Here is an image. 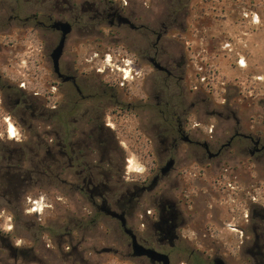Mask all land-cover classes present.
<instances>
[{
  "label": "flooded vegetation",
  "instance_id": "af4514ba",
  "mask_svg": "<svg viewBox=\"0 0 264 264\" xmlns=\"http://www.w3.org/2000/svg\"><path fill=\"white\" fill-rule=\"evenodd\" d=\"M122 1L55 0V5L61 3L58 10L52 5L26 10L25 5L15 0V4L8 7L7 20L0 22L2 35H9V28L16 30L17 40L27 35L35 38L44 32L42 38L47 34L44 65L35 53L26 65L31 70L33 96L40 95L36 90L38 86L45 87L48 111L59 118L62 132L45 141V155L38 161L37 140L32 135L17 132L10 117L6 126L0 128V211L12 202H21L26 190L36 184L37 172L52 177L56 166H60L63 173L72 169L76 181L63 178L62 183L74 187L79 195L77 225L61 229L56 235L60 240L46 245L44 264H107L101 256L117 253L125 254L129 264H159L146 255H134L131 235L126 233L120 218L112 216L111 212L123 215L138 242L167 253L172 264L173 250L183 242L179 220L184 221V217L179 203L170 199L167 185L176 169L175 156L179 153L176 142L181 140L192 144L189 264H228L227 253L236 264H264V202L255 200V194H260L261 188L264 190V131L259 128L260 119L250 128L236 111H232L233 116H222L223 112L212 108L210 102L192 100L198 87L193 89L186 84V56L175 50L176 42L169 37L172 28H180V0H169L166 6H160L157 18H150L147 0ZM55 21L72 25L58 71L51 53L62 31L52 27ZM106 27L108 32L104 30ZM149 33L155 40H150ZM90 38L122 45L132 54L127 62L133 72L131 81L139 78L144 83L128 86L134 100L124 101L115 86L96 83L83 69L80 46ZM224 48L230 50L231 55H240L238 47H231L230 42ZM12 56L1 53L0 63L20 71V56ZM156 63L163 69L157 68ZM236 63L243 72L250 69L245 56L239 57ZM40 66L46 70L45 77L40 74ZM148 67L155 72L148 73ZM7 77V72L0 70V110L9 108L15 112L17 109L18 123L25 126L26 112L22 109L30 108L32 103L18 92V89L27 91L25 84L15 86ZM257 79L261 80V76ZM229 105L224 102L222 106L229 110ZM127 117L136 120L140 135L148 133V119H156L159 130L152 136L167 145L148 184L147 179L141 185L124 179L116 181L114 175L107 176L103 172L106 168L101 155L105 157L116 151L119 137L115 123ZM211 119L215 123H211ZM10 124L15 126V133L10 131ZM188 124L192 127H187ZM170 160L174 161L173 166L163 172ZM41 166L43 168H39ZM148 192L154 194L149 199L153 210L142 217L149 221L150 228L141 229L134 225V220L137 207ZM245 194L250 197L247 201ZM101 213L119 222L121 236L125 238L120 239L118 247L114 245L117 242L115 228H107L103 235L97 228ZM229 235L233 239L228 252L226 238ZM0 244L13 254L15 264L24 258L25 246L1 232ZM38 262L42 263L36 256L30 261Z\"/></svg>",
  "mask_w": 264,
  "mask_h": 264
},
{
  "label": "rangeland",
  "instance_id": "374dc122",
  "mask_svg": "<svg viewBox=\"0 0 264 264\" xmlns=\"http://www.w3.org/2000/svg\"><path fill=\"white\" fill-rule=\"evenodd\" d=\"M19 1L25 5L26 10L51 5L56 10L61 8V3L55 5V0ZM163 1L147 0L146 10L150 18H157L160 15V6H166L169 0ZM14 4L15 0H0V22L7 20L10 14L8 7ZM180 4V28H172L169 37H173L176 42L175 50L184 52L186 56V84L193 89L195 86L198 87L196 95L192 94V100L210 102L212 108L223 112L222 116H233L235 114L232 111H236L250 128L255 126L258 118L259 128L264 131V0H180ZM185 5L186 11H184ZM254 16H257V22ZM104 30L108 32L107 27ZM8 32L9 35H2L0 30V54L8 57H13V54L19 55L21 59L19 63L22 66L19 67L20 71H17L12 70L11 66L8 68L0 63V70L7 72V79L11 84L15 86L18 83L25 84L27 91L16 89L32 105L27 109L21 108L26 112L25 126L18 123L17 109L15 112L9 108L1 109L0 128L6 126L10 117L17 132L32 135V138L37 140L39 161V158L45 155V141L50 137L54 138L55 134L60 136L62 132L59 118L51 116V112L48 111L45 87L38 86L36 90L40 95L33 96V91L30 89L31 70L30 66L26 65L32 53L39 55L44 65L47 34L42 38L44 32L38 33L35 38L27 35L17 40L18 36L14 28H9ZM149 36L150 40H155L154 35L149 33ZM228 42L231 43V47H238L240 55H231V51L224 48ZM80 54L83 69L93 76L96 83L113 85L124 101L134 100L130 97L134 93L128 92V86H143L144 83L139 78L131 81L134 78L133 72L127 62L132 59V54L127 48L119 44L106 43L102 39L90 38L85 39L80 46ZM243 56L246 57L250 68L245 72L236 65L237 59ZM147 70L150 74L155 72L151 67ZM45 71V68L40 66V74L43 77L46 76ZM259 75L261 80L257 79ZM224 102H229V110L222 106ZM1 115L5 118L2 119ZM210 122L215 123L214 119ZM138 126L133 117L118 119L115 123L116 135L119 137L116 151L105 157L101 155L103 166L106 168L103 172L107 176L114 175L116 181L124 179L126 182H136L141 185L143 180L147 179L148 184L165 153L167 145L159 137L152 136L153 132L159 130L157 120L148 119L147 134L140 135ZM190 126L192 127V124H188L187 127ZM167 143L173 145L172 141ZM176 143L179 149L178 155L175 156L176 169L167 187L170 199L181 206L184 221L179 220L182 225L180 232L183 242L173 250L172 264H189V240L192 236V144L181 140ZM60 169V166L54 168L56 177L37 172L36 184L26 190L21 202H12L4 211H0V232L8 235L12 241L25 246L24 258L19 259L17 264H44L48 250L46 245L52 244V240L55 239L59 241L60 237L56 235L66 226L76 228L79 195L74 187L62 183L63 178L76 181V174L72 169L64 173ZM123 175L127 178H123ZM49 180L52 182L51 185ZM153 195L146 193L137 207L134 225L138 228H150L149 221L142 215L153 210L149 200ZM249 198V194H245V200ZM255 200L264 202L262 188L260 194H255ZM19 208L24 211H19ZM97 228L102 235L107 228H115L117 242L114 245L117 247L120 245V239L125 238L121 236L123 233L119 230V222L103 213L100 214V224ZM103 238L101 236L102 245ZM226 239H228L229 252L233 238L229 235ZM227 254L228 264H236V260L231 258L229 253ZM35 256L42 263H30L35 260ZM101 257L107 260V264H129V259L122 253L103 254ZM0 264H15L13 254L5 250L1 244Z\"/></svg>",
  "mask_w": 264,
  "mask_h": 264
},
{
  "label": "water",
  "instance_id": "95a60500",
  "mask_svg": "<svg viewBox=\"0 0 264 264\" xmlns=\"http://www.w3.org/2000/svg\"><path fill=\"white\" fill-rule=\"evenodd\" d=\"M52 27L62 31V37L58 45L53 49L51 53V57L53 59L55 69L56 71H58L59 61L64 51L66 37L71 32L72 25L67 21H55L52 24ZM156 67L159 69H163V67L159 63H156ZM186 139H188V137ZM173 164H174L173 160L168 161L166 166L163 168V172L168 171L173 166ZM111 215L120 218L122 225L125 227L126 233L131 235L134 255L136 256L146 255L149 258H151L153 261L159 262V264H170V256L167 253L158 251L157 249L151 247H146L138 242L134 231L131 228L127 227L126 219L124 218L123 215H120L119 213L116 212H111Z\"/></svg>",
  "mask_w": 264,
  "mask_h": 264
},
{
  "label": "bare ground",
  "instance_id": "6f19581e",
  "mask_svg": "<svg viewBox=\"0 0 264 264\" xmlns=\"http://www.w3.org/2000/svg\"><path fill=\"white\" fill-rule=\"evenodd\" d=\"M255 22H257V20H256ZM244 63H245V62H244ZM10 131H11L12 133H15V132H16L15 126H14L13 124H10ZM132 168H133V167H132Z\"/></svg>",
  "mask_w": 264,
  "mask_h": 264
},
{
  "label": "built area",
  "instance_id": "2783aa9c",
  "mask_svg": "<svg viewBox=\"0 0 264 264\" xmlns=\"http://www.w3.org/2000/svg\"><path fill=\"white\" fill-rule=\"evenodd\" d=\"M254 17H256V19H257V16H254ZM255 20V19H254ZM256 21V20H255Z\"/></svg>",
  "mask_w": 264,
  "mask_h": 264
},
{
  "label": "trees",
  "instance_id": "16d2710c",
  "mask_svg": "<svg viewBox=\"0 0 264 264\" xmlns=\"http://www.w3.org/2000/svg\"><path fill=\"white\" fill-rule=\"evenodd\" d=\"M44 174L43 172L41 173V175Z\"/></svg>",
  "mask_w": 264,
  "mask_h": 264
}]
</instances>
